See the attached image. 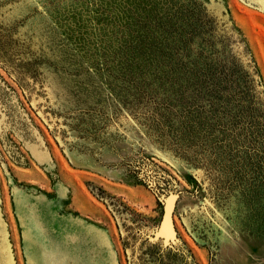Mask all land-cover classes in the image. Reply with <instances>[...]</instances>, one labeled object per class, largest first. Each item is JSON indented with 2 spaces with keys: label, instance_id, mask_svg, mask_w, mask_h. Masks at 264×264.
<instances>
[{
  "label": "rangeland",
  "instance_id": "rangeland-1",
  "mask_svg": "<svg viewBox=\"0 0 264 264\" xmlns=\"http://www.w3.org/2000/svg\"><path fill=\"white\" fill-rule=\"evenodd\" d=\"M190 1L0 0V264H264V175L219 157L169 70ZM193 1L264 86V0Z\"/></svg>",
  "mask_w": 264,
  "mask_h": 264
},
{
  "label": "trees",
  "instance_id": "trees-1",
  "mask_svg": "<svg viewBox=\"0 0 264 264\" xmlns=\"http://www.w3.org/2000/svg\"><path fill=\"white\" fill-rule=\"evenodd\" d=\"M190 2L192 6L188 5L196 17L175 20V25L185 28L182 32L186 38L182 40L183 53L175 52V58L178 54L180 61L169 67L172 79L181 74L185 82L181 88L188 100L187 107L196 110L197 118L194 113L192 118L194 125L208 130L207 140H213L219 149L228 148L227 156L226 150H222L219 157L231 162L243 159L246 165L241 172L261 177L264 175V86L256 63L230 18L228 22L238 40L237 50L244 60L232 48V38L217 30L196 1ZM174 87L172 83L171 88ZM238 142L248 150L232 152L230 148Z\"/></svg>",
  "mask_w": 264,
  "mask_h": 264
},
{
  "label": "water",
  "instance_id": "water-1",
  "mask_svg": "<svg viewBox=\"0 0 264 264\" xmlns=\"http://www.w3.org/2000/svg\"><path fill=\"white\" fill-rule=\"evenodd\" d=\"M204 10L206 11V16L215 23V26H216L217 30L218 31H221L223 33H226L228 36H230L232 38V48L234 49L235 52H237L238 56H240L244 60V56L241 53V51L240 50H237V41H238L237 40V36H235L234 32L232 31L231 25L228 22L227 16L224 15V12H218L216 14L210 15L205 8H204ZM172 196H174V195H169L168 197H166V199L164 201V205H163L164 206V210H163V217H162V222H161V226H160L159 233L161 234V236H164V238H166L168 236L174 238V236H173V232H174L173 222H172V229H170V232H172V233H166V232L164 233V232H161L162 227H163V223H164L165 218H166V216L168 214V211H167V201ZM174 210H175V207L173 208V210L170 213V218H172V220H173ZM171 214H172V217H171Z\"/></svg>",
  "mask_w": 264,
  "mask_h": 264
},
{
  "label": "bare ground",
  "instance_id": "bare-ground-1",
  "mask_svg": "<svg viewBox=\"0 0 264 264\" xmlns=\"http://www.w3.org/2000/svg\"><path fill=\"white\" fill-rule=\"evenodd\" d=\"M177 200L178 199L175 196H172L167 201V211H168V214H167V216L165 218V221H164L163 227H162V232H164V233L165 232L166 233H172V232H170V229H172V222H173V220H172V218H170V213L173 210V208L175 207ZM171 217H172V214H171Z\"/></svg>",
  "mask_w": 264,
  "mask_h": 264
}]
</instances>
